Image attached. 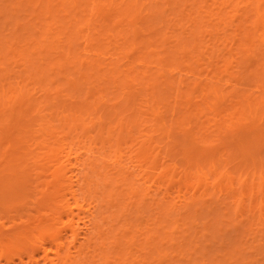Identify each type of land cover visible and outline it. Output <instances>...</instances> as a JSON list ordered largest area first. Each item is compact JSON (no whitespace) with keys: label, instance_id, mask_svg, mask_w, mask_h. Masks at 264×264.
<instances>
[{"label":"bare ground","instance_id":"6f19581e","mask_svg":"<svg viewBox=\"0 0 264 264\" xmlns=\"http://www.w3.org/2000/svg\"><path fill=\"white\" fill-rule=\"evenodd\" d=\"M254 38L264 44V0H0V264H165L195 244L168 239L173 227L159 236L202 178V194L219 179L198 169L192 192L172 197L190 145L207 138L190 119L205 109L214 130L249 126L255 143L264 62L250 69L264 49ZM220 74L250 123L217 114ZM246 78L259 81L253 100Z\"/></svg>","mask_w":264,"mask_h":264},{"label":"rangeland","instance_id":"374dc122","mask_svg":"<svg viewBox=\"0 0 264 264\" xmlns=\"http://www.w3.org/2000/svg\"><path fill=\"white\" fill-rule=\"evenodd\" d=\"M101 44H104V41ZM252 49H256L257 51L264 49V44L259 39L254 38ZM12 53L15 55L17 51ZM262 60H264V57L261 56L258 59L256 58V60L252 59V68L250 69L252 73L261 62H264ZM249 74V71H247L243 75L247 76ZM204 75L202 74L201 77ZM241 76L242 74H234L232 80L235 82ZM182 80L187 82L186 80L191 79L182 76ZM215 80L217 82L215 86L219 88L218 90L221 89L224 91V95L226 96V100L223 106L218 108L217 114L233 116L236 121L237 119L244 118L247 123H250L251 118L247 112L243 114L236 112L237 104L235 101H240V99H229L228 95L231 87L225 85V81L227 80L226 75L220 74ZM245 82L246 86L242 92L245 96L252 97L253 100L260 95V87H256L259 81L248 80L247 82L246 78ZM165 94H167V91H165L164 97L166 96ZM196 95L193 94L191 96L193 100L191 99L190 109H193V113L195 101H199ZM180 108H183L182 111H185L187 106L183 103ZM126 111L129 112L128 109ZM202 112V115H199L198 118L192 117L190 119V130L194 133L198 130L196 126L200 122H203V130H199L194 137H200L203 134V138L207 136L206 141L197 138L190 145L194 151L188 155L191 164L188 168L183 170L186 162L185 160H180L183 166L177 170L175 180L180 178L181 182L176 187H172V190L176 191L172 197L177 193H184L186 187L188 192L192 189L190 186L195 182L194 174L198 169H203L205 173H208L209 171H213V166L216 168L214 175L219 179L213 188H209L206 191L207 195H205L206 193L202 194L205 189L202 178L200 183L196 185L198 189L192 197L194 204L188 208L189 210L184 212L183 210L178 211L176 209L172 213L169 211L170 215L176 218V222L174 225L167 224L168 228L161 229L159 236H162L165 232H169V229L173 227L175 230L171 232L172 235L171 233L169 234L168 239L172 237L174 238V242H179V240L183 242L193 240L196 241L193 244L198 245L199 248L194 251L189 250L193 244L188 243L184 247L185 250L183 249L184 252H173L165 264H169V262L170 264H188V259L191 260V264H199L203 261L204 264H211V261L217 264H264V131L257 134L255 143L247 141L250 135V132H248V129H250L249 126L244 125L240 130H234L223 135L218 130H214L212 127L213 122L206 120L212 114L205 109ZM214 112L216 113V111ZM174 135L178 136L175 131ZM181 149L177 151L178 159L183 157L181 154L183 155L184 151L181 153ZM169 163L168 160L164 161V164L160 166L159 170L164 169ZM187 172L190 173V176L188 175V178L185 179L184 175ZM229 172L232 181H227L228 176L220 177L221 174H227ZM212 178H214L213 175H210L208 181L211 182ZM219 189H221V192ZM190 217L194 221L192 227H190V219H188ZM212 223L213 227H210ZM186 227H190V230L181 232ZM211 234L216 239L214 240L215 243L211 245L212 248L210 246L209 250L203 256L200 250L202 251L204 244L209 243L208 240L211 242ZM163 242L161 241V243ZM158 247L163 248L165 253H170L173 250V247L170 248L167 242L159 244ZM241 250L242 253L240 252ZM227 252L230 253L228 254ZM208 260L210 261L208 262Z\"/></svg>","mask_w":264,"mask_h":264}]
</instances>
